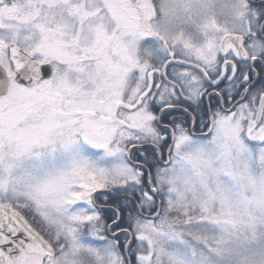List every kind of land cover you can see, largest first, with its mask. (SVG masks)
<instances>
[{
  "label": "snow or ice",
  "instance_id": "snow-or-ice-1",
  "mask_svg": "<svg viewBox=\"0 0 264 264\" xmlns=\"http://www.w3.org/2000/svg\"><path fill=\"white\" fill-rule=\"evenodd\" d=\"M0 264H264V0H0Z\"/></svg>",
  "mask_w": 264,
  "mask_h": 264
},
{
  "label": "clouds",
  "instance_id": "clouds-1",
  "mask_svg": "<svg viewBox=\"0 0 264 264\" xmlns=\"http://www.w3.org/2000/svg\"><path fill=\"white\" fill-rule=\"evenodd\" d=\"M213 18H215L221 25H226L227 27L231 28V24L227 23L226 16L223 14V10L220 7H217L214 10V13L212 11H209V13L203 16V19L205 20H211ZM162 30H166L165 34L168 36H180L185 40H190V37L183 30V21L179 16L173 19L171 23L163 26ZM146 62L151 63L150 60H146Z\"/></svg>",
  "mask_w": 264,
  "mask_h": 264
}]
</instances>
